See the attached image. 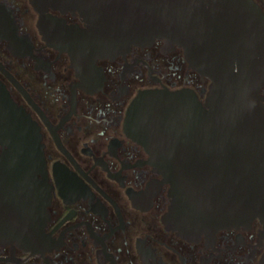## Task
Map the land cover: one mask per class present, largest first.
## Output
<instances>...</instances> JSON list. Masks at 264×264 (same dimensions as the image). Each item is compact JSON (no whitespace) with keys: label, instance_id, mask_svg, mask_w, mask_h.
I'll list each match as a JSON object with an SVG mask.
<instances>
[{"label":"flooded vegetation","instance_id":"1","mask_svg":"<svg viewBox=\"0 0 264 264\" xmlns=\"http://www.w3.org/2000/svg\"><path fill=\"white\" fill-rule=\"evenodd\" d=\"M250 1L264 17V0ZM48 22L85 25L75 9L0 0V112L6 98L23 108L43 150L42 166L18 165L0 144V264H264L259 218L189 234L168 222L171 185L127 125L141 91L204 105L211 79L164 39L75 58Z\"/></svg>","mask_w":264,"mask_h":264},{"label":"water","instance_id":"2","mask_svg":"<svg viewBox=\"0 0 264 264\" xmlns=\"http://www.w3.org/2000/svg\"><path fill=\"white\" fill-rule=\"evenodd\" d=\"M33 4L41 14L50 7L80 12L84 27L54 23L61 30L57 39L75 58L113 57L157 39L182 47L192 66L212 81L204 105L180 92L146 89L127 116L130 132L156 153L171 185L167 220L185 234L256 218L264 226V17L250 0ZM2 106L0 144L8 152L3 158L42 166L31 116L9 98ZM35 191V185L27 188Z\"/></svg>","mask_w":264,"mask_h":264}]
</instances>
